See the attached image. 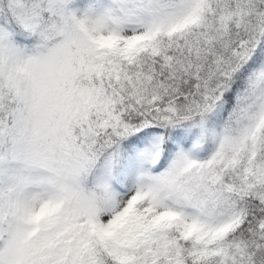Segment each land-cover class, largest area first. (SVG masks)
Masks as SVG:
<instances>
[{
  "label": "snow or ice",
  "instance_id": "snow-or-ice-1",
  "mask_svg": "<svg viewBox=\"0 0 264 264\" xmlns=\"http://www.w3.org/2000/svg\"><path fill=\"white\" fill-rule=\"evenodd\" d=\"M0 264H264V0H0Z\"/></svg>",
  "mask_w": 264,
  "mask_h": 264
}]
</instances>
